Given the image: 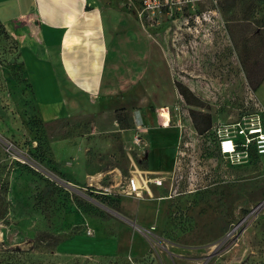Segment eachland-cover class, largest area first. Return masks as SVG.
<instances>
[{
    "label": "rangeland",
    "instance_id": "1",
    "mask_svg": "<svg viewBox=\"0 0 264 264\" xmlns=\"http://www.w3.org/2000/svg\"><path fill=\"white\" fill-rule=\"evenodd\" d=\"M115 2L140 23L121 14L116 35L107 24L109 43L129 35L123 49H134L145 30L153 73L123 103L81 95L51 122L40 117L20 45L0 28V264H264V156L223 155L217 136L264 116V0H181L144 23L141 0ZM120 109L130 128L120 127ZM140 112L150 122L168 114L182 130L167 172L149 173L147 146L132 137ZM137 169L163 185L127 194ZM106 188L120 201L102 199ZM90 225L97 235L119 231L122 249L140 257L60 251Z\"/></svg>",
    "mask_w": 264,
    "mask_h": 264
},
{
    "label": "crops",
    "instance_id": "2",
    "mask_svg": "<svg viewBox=\"0 0 264 264\" xmlns=\"http://www.w3.org/2000/svg\"><path fill=\"white\" fill-rule=\"evenodd\" d=\"M113 1L0 0V21L21 47L25 74L44 121L64 116L71 98L79 107L81 95L99 99L102 104L123 103L153 73L152 38L145 36V30L141 28L145 42L136 44L134 49H123L129 35L109 43L107 24H113L116 35L121 14H126L133 23L139 22L125 5ZM138 18L144 23L139 15ZM127 54L133 56L127 57ZM136 119L137 127L144 129L143 143L147 146L150 171L163 173L172 169L177 162L180 126L172 120L166 124L167 118L162 119L161 115L150 122L140 112ZM136 133L137 128L133 139ZM82 173L85 179L90 174L86 166ZM96 231L97 227L91 225L82 229L62 241L60 251L74 256L130 254L140 257L132 247L122 249L119 231L116 235H97Z\"/></svg>",
    "mask_w": 264,
    "mask_h": 264
},
{
    "label": "built area",
    "instance_id": "3",
    "mask_svg": "<svg viewBox=\"0 0 264 264\" xmlns=\"http://www.w3.org/2000/svg\"><path fill=\"white\" fill-rule=\"evenodd\" d=\"M181 0H141V10L138 15L154 17L163 9L172 11L176 4ZM264 115V111L261 112ZM242 118L234 123L224 125L222 129H218L220 149L223 155L239 160L251 161L253 158L264 156V116L258 114L256 118ZM170 123V122H169ZM168 123V124H169ZM143 127H137V133L134 136L135 143L141 147L145 145L143 142ZM146 146V145H145ZM149 173H152L151 171ZM144 171L137 169L129 178L125 192L129 195L140 196L144 191H149L151 185L162 186L163 180L158 177H148ZM104 194H114L110 189L103 190ZM92 232L89 230L88 232Z\"/></svg>",
    "mask_w": 264,
    "mask_h": 264
},
{
    "label": "trees",
    "instance_id": "4",
    "mask_svg": "<svg viewBox=\"0 0 264 264\" xmlns=\"http://www.w3.org/2000/svg\"><path fill=\"white\" fill-rule=\"evenodd\" d=\"M0 28H1V31H4V32L7 31V30H5L6 28H5L4 24H3L1 21H0ZM116 114H117V121H118L120 127H121L122 129L130 128V126L127 124V112H126V110H125V109H120V110H118V111L116 112ZM194 114H195V112H194ZM210 128H211L210 116H208V119H207V121L205 122V125H203L202 127L199 126L198 124H196V129L198 130V132H199L200 134L205 133V132L208 131ZM260 157H261V156H260ZM145 162H147V164H148V166H149L148 161L145 160ZM149 167H150V166H149ZM104 195H105V197H102V199H104V200L108 199L110 205H113L115 201H117V202L120 201V199L117 198V197H113V196L106 195V194H104ZM90 210H91V208H88V209L85 210V212H86V213H89Z\"/></svg>",
    "mask_w": 264,
    "mask_h": 264
},
{
    "label": "bare ground",
    "instance_id": "5",
    "mask_svg": "<svg viewBox=\"0 0 264 264\" xmlns=\"http://www.w3.org/2000/svg\"><path fill=\"white\" fill-rule=\"evenodd\" d=\"M163 115H166V116H165V118H167V120H166V122H165V123L167 124V121H168V123H169V122H170V120H169V117H167V115H168V114H163Z\"/></svg>",
    "mask_w": 264,
    "mask_h": 264
}]
</instances>
